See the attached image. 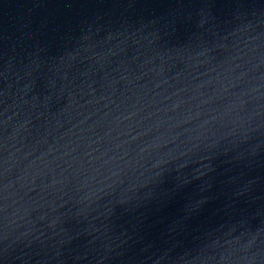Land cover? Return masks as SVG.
<instances>
[{"label": "water", "instance_id": "obj_1", "mask_svg": "<svg viewBox=\"0 0 264 264\" xmlns=\"http://www.w3.org/2000/svg\"><path fill=\"white\" fill-rule=\"evenodd\" d=\"M0 264H264V0H0Z\"/></svg>", "mask_w": 264, "mask_h": 264}]
</instances>
